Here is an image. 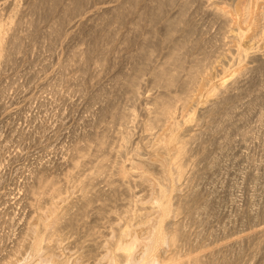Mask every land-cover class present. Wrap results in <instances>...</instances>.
Wrapping results in <instances>:
<instances>
[{"label": "bare ground", "instance_id": "6f19581e", "mask_svg": "<svg viewBox=\"0 0 264 264\" xmlns=\"http://www.w3.org/2000/svg\"><path fill=\"white\" fill-rule=\"evenodd\" d=\"M195 6H197L195 9L197 14L198 12H201L205 18L209 19V20L207 19V21H210L211 24L218 25L219 34L214 33L215 35L218 34V36L215 37L214 35L213 38L209 36L210 39H206L207 37L204 38L203 35L198 34L199 28L197 29L195 25V21L193 19L194 16L192 17V14H191V10L193 12V8ZM0 7H1L0 9V71L3 67L6 68L8 65L10 67V65L14 63L17 56L20 53H22L21 52L22 47L25 44V42L28 40L29 37L33 36V33H34L33 29H34V25L36 24V22L33 20H29L30 18L28 20L26 19L27 15L34 16V14H30L32 11L39 9L40 13H42L41 12L42 10L46 11V13L47 12L49 13V11H53L61 7L60 9H61V12H63L64 16L62 19L63 21L60 22L61 25H59V27L61 26L60 32H59L61 34H59L56 37L54 41L55 43L58 42V39L61 36H63L67 31L69 32L70 30H72V28L75 26V25L74 26L71 25L72 20H74L73 18L78 17V15L83 11L80 8V6L78 7L76 6V0H69L66 4H64V6H59L58 1L56 2V0H0ZM175 10H177V12L175 13L176 15H172L173 17H170V13ZM104 13H107V14L109 13L110 15H112L113 13V16H114V13L116 14L119 13L116 15V17L112 18V20H114L113 22L114 25L115 23L117 24L119 20V17L117 16H120V13H122L121 18H123V20L125 21V23L123 22V24L129 25V31H130L129 34L131 35V36L130 35L128 36L127 34L126 36L124 35L126 38L125 42L127 43V45H130V42L132 41H133L132 42L133 44L135 40L136 41L141 40V42H139L141 44H139L138 48H136L135 50L136 54H134L135 52L133 53L134 55L132 54L133 49L129 52L127 48L128 46L126 47L127 48L126 51H128L129 54L131 53V55H129L128 62L130 60L133 64V67L132 69H130L129 72L126 73V76H125L126 80L123 81V84L127 88L130 94V98L133 101L141 100L140 99L141 98L140 96L142 93L141 86L143 84L142 77L147 72V70H149L152 75L151 83H152L153 89L158 90L157 93L155 94L152 93V95L150 96L148 95L147 98L145 99V103L147 105L146 107H148L147 112H146L148 119L145 122L146 135L144 138L147 140L146 141L147 145L145 147H139V146L134 147L133 146L134 145L133 139H134L135 134L133 133V130L129 127V123L131 124L132 121L134 122L135 118L137 117V113H138L137 109L133 108L132 110L127 112L124 110L118 111L119 109L118 108L116 117L118 116L120 126L123 129L120 132V139H119L120 146L119 148L117 147L118 150L116 152H114L115 151L114 149H113L114 151L113 150L111 151L110 150L111 148L109 149L110 147L109 144H111L110 142L111 140L109 138L110 136L108 134L109 133L108 131L102 134L96 133L95 138L93 137L94 138L93 142L90 143L88 140H86V144L85 145L83 144L84 146H81V145L85 140L82 143L76 140L75 142L78 141L77 143H81V145L76 144L75 146L74 145L71 146V147L74 146L72 148V154L70 153L72 157L69 158V155L67 157L64 155L66 159L67 158L70 159L69 160L70 163H68L69 161L66 160L68 161L67 165L70 164V166H72L73 169H79L83 165L85 166L86 162L88 161L86 159H89L87 163L92 164L91 165L92 171H90L91 172L90 173L88 171L89 168L86 169L87 170L86 173L89 172V174L87 175L86 173H84L85 175H87L85 178L82 177L83 179L82 178L80 179L79 175H78L79 177H77V175L73 173H67V174H64L63 179L62 178L60 179L57 177H56L57 179H55L54 177L49 179L47 175H44V173L43 174L39 173L41 169L45 171L44 169H48L49 167H44V165L42 164L44 168H42V166L38 167V169L34 168L39 172L36 173V170H35L34 175L30 173L33 176L31 180L33 179L34 183L27 185L30 183L29 182L30 180L28 182L26 181L27 182L26 190L28 192L26 194L32 196L31 198H29L32 200V202L26 205H29L31 206V208H35L36 210L38 209L43 212L42 213L40 212L41 213L40 216L34 222L27 221V223H25L26 221L24 222L22 220V222H24L25 225L21 228L20 232L17 230V233L19 232V234L17 235L16 239L12 237L14 239V240L12 239L13 240L12 242L13 245H11L12 247L9 248V250L5 248V250H7L8 252H5V251H4L5 253L3 252V247H4L3 244L9 242L10 239L7 242L5 240L4 242V239L6 237L5 235L6 232L4 233L5 236L3 234H0V248H2L1 253H3V256L1 255L0 257V261L2 264H228V262L232 260H230L229 258L226 259V257L228 256L226 253L222 252L223 253L222 255L218 254L215 256L214 253H217L218 251H220L219 249H217L218 251L216 250L217 252H214L212 254L210 253L211 254L210 257H206V256L204 257L202 256L203 255L202 253L201 255L198 254L196 251H198V248L199 249L200 247L202 248L203 242L199 243L200 237H198V240L194 239L196 236H199L197 235V233L195 235L190 234L191 236H193V239L195 241L191 239L192 237L190 238V235L187 233V226H189V223L191 222V220H193L195 217L197 218V215L199 218L203 216V215L200 216V214H204L202 212L205 210V207H206V204L204 202L202 204H201L202 201L199 202L200 199L202 198H201V195H199L198 193L199 191H197L196 189L198 187V184L200 185V183H202L200 181L205 178L204 177L205 172L203 171L205 169L204 168L202 169L204 165L201 167L200 164L204 163V159L201 160V157L205 154L204 151H205V148H207L205 147V145H206V142L208 143L209 141V140L206 141L205 139V138H209L205 136L207 134L205 133L207 128L206 130L204 129L205 132H202L203 131L202 130L201 132L194 133L192 135L191 133H192L193 125L196 126V125H199V123H201L202 125L203 122L206 123L207 125H210L212 121L214 120V118L218 116H221V117L222 116L227 117L228 115L232 116L234 114V111L237 108V101L239 100L238 92L242 89V87L245 88L246 85L244 84L245 83L247 84L246 81L249 78L253 77V75L255 77V75H258V74L260 75L261 72L264 73L263 72L264 70V0H124L122 2H118L114 6L106 7L104 9ZM8 14H10L9 20L7 21V23L2 24L1 22L3 18ZM80 17H81V14H80ZM156 19H158L159 23L163 24V26L165 27L166 33L164 34V36H158L156 32H153L154 33L153 35L155 38H157V40H159L161 44L165 43V44L170 45V47H169V50H168L169 52L166 55L165 60L161 64L159 63V65L154 66L152 68L150 67L149 69L148 67L150 66L149 64L151 63V60L150 62H148V60L152 57L154 50L152 46L148 44V42L149 43L151 42L149 39L145 38L146 36L143 32V28L145 27V25L148 24L147 22L152 24V22ZM80 23H81V26L86 24V22L85 23L80 22ZM213 27H216V26H213ZM38 30H40V28ZM57 30H58V25L55 28V30L53 29L50 30V32L49 33L47 32L45 36L43 34L44 37L43 36L42 37L45 40V42H48L46 41V39L47 40L49 39V41H51V39L54 36V33L57 34L56 33ZM202 31L203 30H201L200 33ZM203 33L205 34V32ZM121 36L123 35H120V37ZM30 39L32 40V38ZM225 39L226 41L228 39V41L225 42ZM114 40L116 41V38ZM156 43L158 45V42ZM153 45H154V42H153ZM223 47H226V48L223 49ZM105 48H106L105 45L104 46L101 45V47L97 50L98 53L96 52L97 53L96 56L93 55L95 52L94 49L87 48L86 50L84 49V51H80L81 49L79 48L80 49V50L78 49L79 51L74 52L73 55L71 54L72 57L69 55L71 59L66 63V65L63 68L68 69L69 66H72V65L73 67L76 66L75 64H77V66L78 65L80 66V67L78 66L79 69L86 68L90 60L93 61V64L94 66H96V68H101L107 63L106 61L107 58H106V53H105L107 49ZM129 48L131 49V47ZM107 54H110V53H107ZM127 58H128V55H127ZM89 66H87V68ZM107 66L109 65L107 64ZM78 67L77 68L75 67L76 70L78 69ZM103 69H105V66ZM87 71H86V74H87ZM100 71L101 70H99V73ZM4 74L6 75V73ZM91 76H92V73H91ZM257 77H260V76H257ZM69 79L68 81H70ZM72 84H73V81H72ZM116 86L118 87L119 85L116 84ZM107 88H110V86ZM81 89L82 88H80V90ZM115 89H114V92L118 91ZM101 91H103V89ZM89 93H92V92H89ZM2 96H1V99H3ZM95 96H97V94ZM100 96H102V94ZM107 96L109 98L108 94ZM5 98L6 97H4V99ZM203 98L205 99L202 100ZM101 99L103 100V96L99 100ZM105 99L107 100V97H105ZM105 99L103 101H105ZM107 102L105 101V103ZM95 103L97 104V101ZM105 103H102V104H105ZM199 104H203V107L201 106L202 108L201 107L197 108ZM97 105L99 106V104ZM100 106H102L101 103H100ZM95 107H96L95 110L94 109L93 110L96 113L93 112V114H96L97 116V113L100 110L97 108V106ZM105 108L106 110H104ZM46 110L48 109L45 108V111ZM102 110L106 112L109 111L107 110V106H104V105L100 113H103ZM32 113H35V112H32ZM87 113L90 114L91 112L89 113L88 111ZM105 113L104 115H106ZM114 113H111V114H114ZM102 116H100L99 118H103ZM57 118L59 119L60 117H57ZM142 118L144 119V117ZM35 119L37 118L35 117ZM92 119L94 118L92 117ZM260 119H264L263 115H261ZM60 120L61 119L58 120L59 124H60ZM58 121H55V123H57ZM59 124H57V126ZM5 125H6V122H5ZM201 125H199V127ZM48 130L50 129L48 128ZM54 131L55 130H53V134H54ZM28 132L29 131H27V133ZM45 132H47V130ZM250 134L251 133H248V135ZM44 135H46V133H44ZM1 137L3 139V136ZM60 139H63V138H60ZM83 139H81V141ZM226 145H229V144H226ZM259 145H261L260 142L258 146ZM4 147H5V144H4ZM64 153L66 154V151ZM209 153L211 155L213 154L211 152ZM67 154H68V150H67ZM199 154L202 156L199 157ZM210 154H208L209 158H211ZM205 156L202 158H205ZM216 159L214 158L213 160H216ZM61 161L63 160L61 159ZM64 161H65V158H64ZM205 161H208V159L206 158ZM209 161H211V159H209ZM212 163L216 164L215 161ZM89 164L88 166H90ZM209 164L211 163L209 162ZM40 165L41 164H39V166ZM205 166H208L207 169L209 168L208 163H205ZM207 169L206 171H208ZM79 170L77 173L83 175V173H80ZM31 175L28 177H31ZM183 181L186 182L185 186H186V189L188 190L185 195H181L180 194L181 192H179V189L181 187L180 183ZM99 182L104 183V186L102 188H100L101 183L98 186L99 188H97V185ZM70 183L73 185L72 193H70L71 191L69 188L68 189L70 192L68 193V189H67V186H68L67 184H70ZM183 184L184 183H182V185ZM185 186L183 187V189L185 188ZM141 187H143L144 190H135L139 188L141 189ZM76 192L79 193V196L74 198L73 195L76 194ZM33 197L34 198L39 197L40 200L36 201V199H34ZM122 198L126 202L124 201L125 204L123 203L121 205L122 206L121 208L123 209L125 208V210L122 213H120L121 211L118 212L119 214L117 215L118 216L122 215L123 217L122 216H121L122 218L118 217L115 220L112 218H109L110 216H108V214L111 213L112 215V213H114L113 210H115L119 206V205L115 206V204H113L114 206L110 207L111 203L117 204L118 201L121 200ZM23 199L22 201H24ZM18 202L20 203V201ZM18 202H15V203L17 204ZM33 202H35V204ZM7 203L9 205L8 201ZM15 203H13V207ZM4 205L1 206L3 207L2 210L5 209L6 207V206L4 207ZM20 206L22 208H25L24 204L23 206L22 205ZM11 209L12 208L9 207L8 210H10L11 212ZM27 209H24V212H26L25 210ZM33 210L34 209H32V211ZM15 211H12V213H15ZM117 211H118V208H117ZM148 211L150 212L152 211V214ZM3 213L0 212L1 215ZM21 215H20V218H21ZM180 215H185L186 220L184 219H181L183 221L175 220L178 216L181 218ZM25 216L27 217V215ZM91 216L94 217L93 226L90 225L91 222H86V220L88 221L90 219L89 217ZM105 218H108V221H105L107 222L108 225L106 228L107 230L104 231L102 229V224L100 222H104L103 219ZM18 221L16 223H18ZM197 221L199 222V220ZM12 222H13V219H9L7 221L5 220V223H11V225H12ZM1 223L2 222H0V224ZM191 224H194V222L193 223L191 222ZM12 228L15 229L16 227H12ZM82 228H86L85 229L86 232H83L84 229L83 231H81ZM100 228L104 232L102 230L99 231ZM189 228H191V226H189ZM81 232L82 234H84L83 236L88 237V240H89L88 242L90 241L92 242L91 246L87 247L86 249L83 246V243H86V242L85 241L82 242L81 240L76 239L78 246L80 243V246L78 247L79 249L78 252L75 253L74 251V254H72L71 252L67 251L68 253H64L65 250H62L63 248L62 245L66 243V241L70 237L74 235H78ZM192 232L193 231H191V233ZM200 236L202 237V234ZM261 238L264 240V237L261 236ZM258 241H261L260 238ZM2 242L4 243L2 244ZM67 243L66 245L68 246ZM261 243L263 245V242ZM70 244L72 245V242H70ZM252 244H255V243H252ZM257 245H260V243ZM255 246L256 245H254V247ZM5 247H6V244H5ZM7 247H9V245ZM228 249L227 250L223 249V250L230 252V250ZM256 250L259 251L261 249L257 248ZM258 251L255 253H259ZM251 252L253 253L254 251H251ZM206 254L207 253H205L204 255ZM250 256L251 255H249V257ZM227 260H230V261L227 262ZM239 263L241 264L242 262H239ZM244 264H247V263L245 262Z\"/></svg>", "mask_w": 264, "mask_h": 264}, {"label": "rangeland", "instance_id": "374dc122", "mask_svg": "<svg viewBox=\"0 0 264 264\" xmlns=\"http://www.w3.org/2000/svg\"><path fill=\"white\" fill-rule=\"evenodd\" d=\"M57 1L59 3V6H64V4H66L69 0H67V1L56 0V2ZM122 1H124V0H87V2H86V0H76V6L77 7L80 6V8L83 11L80 13L81 17L79 14L78 17L73 18L74 20H72L71 25L77 26L80 22H84V23L86 22V24L81 26V23H80L77 27L74 26L73 27L74 29L72 28V30H70L69 32L67 31L63 36H61L58 39V42H56V43L54 41H55L56 37L59 34H61V33H59L60 27H61V26L59 27V25H61L60 22L63 21L62 19L64 16L63 12H61V9H60L61 7L57 8L53 11H49V13L48 12L46 13V11H43V10L41 11L42 13H40L39 9L32 11L34 13L31 12L30 14H34V16L33 15H27L26 19L28 20L30 18L29 20H33L36 22V24L34 25V29H33V31H34L33 36L28 38L29 41L27 40L22 47V51H21L22 53H20L17 56L16 60L14 61L13 64L10 65V67H9V65L7 66L8 69H7V67L6 68L3 67L4 69L1 67L3 70L1 69V71H0V74H1L0 75V148H1L0 149V163H1V165H0V171H1L0 172L1 173L0 174V198H1L0 199V212L5 213L9 209V207L12 208L11 212H10V210H8L5 214L4 213L2 215L0 214V222H2L0 224V234L4 235V233L6 232L5 233L6 237L4 239V242H5V240H6V242L9 241V239H10V241L7 243L2 242V244L4 243L3 244L4 245L3 252L4 251L8 252L7 250H9V248L12 247L11 245H13V243H12L13 240L17 238V235L19 234L21 228L25 225V223H27V221L28 222L29 221L34 222L40 216V214L43 212L41 210H38V209L36 210L35 208H31V206H29V205H26V204H30L32 202V200L29 199L32 196L26 194V193H28L26 190L27 189L26 186L30 185L31 183H34V180L33 179L31 180V178H33V176L31 174L34 175L35 170L38 169V167H41V166H42V168L49 167L48 169H44L45 171H43V169H41V168H39V169H41L40 172L36 170V173H38V172L40 174L44 173V175H47V177L49 179H51L53 177L55 179H57V178L63 179L64 174H67V173H73V174L77 175V177L80 176V179L82 177L85 178L89 174V172L92 171V166H91L92 164L87 163L89 161V159H86L88 161L86 162L85 166L83 165L84 167L83 166L80 167L81 169L79 168L80 169L79 170V169H73V167L70 166V164L67 165V162L70 159H68V158L66 159V157L68 155H69V158L72 157V155H71L72 154V148L76 144L81 145V143L84 140L85 141L82 143L81 146H84L86 144V140H88L90 143H92L94 138H95L96 133L102 134V133H105L108 131H109L108 134L110 136L109 138L111 140L110 142L112 144V145L109 144V146H110L109 149L111 148L110 149L111 151L114 149L115 151L114 150L113 151L116 152L120 146L119 145L120 144V141H119L120 132L123 129L120 126L118 116L116 117V113L119 110H124V111L128 112V111L132 110L133 108L137 109V112H138L137 117L135 118L134 122L132 121L131 124L129 123V127L133 130V133L135 134L134 139L136 141L133 139V144H134L133 146L134 147H137V146L145 147L147 145V142H146L147 140L144 138L146 135L145 122L148 119V116L146 113L148 107H146L147 105L145 103V99L147 98L148 95L150 96V95H152V93L153 94L157 93L158 90L153 89V87H152V83H151L152 82V75H151V72L149 70H147V72L145 71L146 72V73L144 72L145 74L143 73L144 74L142 77V83L143 84L141 86L142 87V90H141L142 93L140 96L141 100H136L138 102L133 101L130 98V94H129L127 88L123 84V81L126 80V77H125L126 73L129 72L130 69H132V67H133L132 62L130 60L128 62L129 55H131V53L129 54L128 51L130 52L133 49V52H132V54H133L135 52L136 48H138L139 44H141V43H139V42H141V40L140 41L135 40L133 44H132V42H133L132 41V42H130V45H127V43L125 42V39H126L125 36H126V34L129 36L130 31H129V25L123 24V22L125 23V21L123 20V18H121L122 13H120V16H117V17H119V20H118L117 24L115 23V25L113 24L114 20H112V18L116 17V15L119 13H117V14L114 13V16H113V13H112V15H110L109 13L108 14L104 13V9L106 7L114 6L118 2H122ZM196 7L197 6H195L193 8L194 14H193L192 10H191V14H192V17L194 16L193 19L195 21V25H196L197 29L199 28L198 34L203 35L204 38L207 37L206 39H210V37L213 38V36L215 35L214 33L219 32L218 25L217 24H211L210 21H207L208 18H205L201 12H198V14H199L198 15L196 10H195ZM0 9H1V7H0ZM176 12H177V10L172 11L170 13V17H173L172 15H176L175 14ZM37 14H39L40 17L41 16L42 17L40 18L39 15H37ZM48 14H49V16H48ZM9 16H10V14L6 15L5 16L6 18L4 17L1 23L2 24L7 23V21L10 18ZM32 18H34V19H32ZM39 20H40V22H39ZM157 21H158V19L154 20L152 22V24L147 22L148 24L146 23L147 25H145V27H144L145 29L143 28V32L146 36V37L145 36L144 37L150 40L151 43L148 42V44L150 46H152V48L154 50L152 57L148 60V62H150V60H151V63L149 64L150 66L148 67L149 69H150V67L152 68L154 66L159 65V63L161 64L165 60L166 55L169 52L168 51L169 47H170V45H168V44H165V43L161 44L159 42V40H157V38L154 37L153 32H156L158 36H164V34L166 33L165 27L163 26V24L159 23V21L157 23ZM57 25H58V30L56 32L57 34L54 33V36L52 38L53 40L51 39V41H49V39L48 40L46 39V41H48V42H45V40L43 39L45 34L47 32L49 33L50 30H52V29L55 30ZM213 26H216L217 28L213 27ZM207 27H209V28H207ZM39 28H40V30H38ZM76 28H77V30H76ZM201 30H203V31L200 33ZM80 31H81V33H80ZM203 32H205V34ZM38 34H40V35H38ZM43 34H44V36H43ZM218 34H216L215 37L218 36ZM120 35H123V36L120 37ZM226 36H227V34H226ZM40 37H41V39H40ZM30 38H32V40ZM113 38L114 39L116 38V41ZM227 41H228V39H227ZM227 41L225 39V42H227ZM153 42H154V45H153ZM156 42H158V45ZM103 44L106 47L105 49H107V51L105 52L106 58H107V60H106L107 63L104 65L105 69H103L104 66L101 68H96V66H94L92 60L89 61L90 64L89 63L87 64V66L91 65L88 68L86 66V68H80L79 69L80 66L78 65L79 66L78 67L77 64H75L76 66H74V67H73V65L69 66L70 69L69 68L68 69L63 68L66 65V63L71 59L70 56H71V54L73 55L74 52H77L80 49H81L80 51H84V49L86 50L87 48H91V49H94L95 52L93 55L96 56L98 53L97 50L101 47V45L104 46ZM30 46H31V48H30ZM126 47L128 48V51H126L127 50ZM129 47H131V49ZM124 48H126V49H124ZM225 48L226 47H223V49H225ZM48 53H49V55H48ZM107 53H110V54H107ZM126 54L128 55V58H127ZM134 54H136V52ZM49 56H51V57H49ZM110 57H112V58H110ZM107 64L109 66H107ZM71 67H72V69H71ZM75 67L76 68L78 67V69L76 70ZM83 69H85V70H83ZM98 69L101 70L100 73H99ZM87 70H89V71H87ZM86 71H87V74H86ZM97 72H98V74H97ZM263 72H264V70H263ZM4 73H6V75ZM91 73H92V76H91ZM261 73H260V75L259 74L255 75V77H254V75H253V77L250 76L252 79L249 78L246 81L248 85L246 83L244 84V85H246L245 86L246 90H245V88L242 87V89L238 92L239 100L237 101V108L234 111V114L232 116L228 115L229 116V117L227 116L228 118L226 116L225 117L218 116V117L214 118V120L212 121V123L210 125H207L206 123L203 122L202 125H201V123H199V125H201L200 127H199V125H196L197 127L193 125V127H192L191 135L194 133H199L202 130H203L202 132H205V130L207 128V130L205 132L207 134L205 136H207L209 138H205V139H206V141H208V140L209 141H208V143L206 142V145H208V146L205 145V147H207V148H205V151L208 150L209 152H211L213 154L211 155L208 151H207L208 153L204 151L205 154L203 153L204 154L203 156L199 154V157H201V156L204 157L205 155H207V156H205V158L201 157V160L204 159V163L202 162L203 164H200L201 167L204 165L202 167V169L203 168L205 169L203 171L205 172V174H204L205 178L204 179H206V180H204V179L201 180L200 182H202V183L199 182L200 185L198 184V187L200 189L198 187L196 189L197 191H199L198 193H199V195H201V198H202V199H200L199 202L202 201L201 204L204 202L206 204V207H205V210L202 212L204 214H200V216L201 215H203V216H201L199 218L197 215V218L195 217L193 220H191V222L192 223L194 222V224H191V222L189 223V226H191V228H189V226H187V233L189 235L190 234L195 235L197 233V235H199V236H196L197 238L194 236L195 237L194 239L198 240V237H200L199 243L203 242L202 248L200 247V249L202 251L197 247L198 251H196V252L198 254L201 255V253H202L203 254L202 256L210 257L212 253L217 252L218 251L217 249H219L220 251H218L217 253H214L215 256L218 254L222 255L223 253H226L228 255L226 257V259L229 258L230 260H232V261L227 260V262L230 261V262H228V264L229 263L230 264H240L239 262H242L241 264H244L245 262L247 264H264V262H262V261H264V254H263L264 253V240L261 238V236L264 237V129H263L264 128V122H263L264 119H260L261 115H263V118H264V113H263L264 112V73H262V74ZM257 76H260V77H257ZM22 79H23V81H22ZM55 79L57 80V82ZM68 79L70 81H68ZM72 81H73V84H72ZM248 81H250V82H248ZM119 82H120V84H119ZM65 83H67L69 85H67ZM249 83H250V85H249ZM21 84H22V86H21ZM44 84L46 85V87ZM61 84H63V85H61ZM116 84L119 86L117 87ZM43 85H44V87H43ZM83 86H84V88H83ZM109 86H110V88H107ZM247 86H248V88H247ZM80 88H82L83 90L82 89L80 90ZM71 89L73 92L71 91ZM102 89L104 92L101 91ZM109 89H111V90H109ZM114 89L118 90V91L114 92ZM62 91H63V93H62ZM2 92H3V94H2ZM78 92H80V93H78ZM89 92H92L93 94L89 93ZM57 93H58V95H57ZM1 94L3 96L5 94L4 97H6V98L4 99V97ZM88 94H89V96H88ZM96 94H97V96H95ZM101 94L103 96V100L105 99V97H107V100L105 99L106 102L109 99L110 100L107 103H105V101H103L102 99H101L102 101L99 100L100 98H102V96H100ZM107 94L109 95V98H108ZM1 96L3 99H1ZM47 96H48V98H47ZM73 96H75V97H73ZM61 97H62V99H61ZM72 97H73V99H72ZM9 98L11 99V101ZM81 98H82V100H81ZM205 98H203L202 100H204ZM7 99H9V100H7ZM44 99H46V100H44ZM15 100H16V102H15ZM96 101H97V104H99V106H100V103L102 106L99 107L95 103ZM102 103H105V104H102ZM9 104H11V105H9ZM51 104L54 106V108ZM93 104L94 105L96 104L95 106H97V108L100 111L103 108V105L107 106V110H109L108 111L109 113L104 111V110H106V108H105L104 110H102L103 113H100V111L98 110L99 112L97 111L98 113L96 116V114H93V112L96 113L94 111L96 107ZM201 106L203 107V104H199L197 106V108H200ZM4 107H6V108H4ZM91 107H92V109H91ZM45 108L48 110L45 111ZM117 109H118V111H117ZM36 110H38V111H36ZM51 110H53L54 112ZM90 110H92V111H90ZM48 111H50V112H48ZM55 111H57V112H55ZM88 111H89V113L90 112L91 113L88 114L87 113ZM114 111H115V113H114ZM32 112H35V113H32ZM104 113L106 115H104ZM111 113H114V114H111ZM260 113H261V115H260ZM33 114H35V115H33ZM24 115L26 118L24 117ZM94 115H95V117H94ZM100 116H102L103 118H99ZM109 116H111V117H109ZM33 117H34V119H33ZM35 117L37 119H35ZM57 117H60L59 119H61L60 124L58 121L59 119ZM92 117L94 119H92ZM142 117H144V119ZM96 118L98 119V121ZM16 119H18V120H16ZM51 119H53V120H51ZM13 120H14V122H13ZM117 120H118V122H117ZM39 121H40V123H39ZM55 121H58V122L55 123ZM88 121H89V123H88ZM5 122H6V125H5ZM44 122L47 125V127L44 124ZM104 122H106V123H104ZM261 122L263 125L261 124ZM57 124H59V125L57 126ZM34 125L37 127H35ZM217 125H218V127H217ZM56 126H57V128H56ZM48 128L51 130V132H50V130H48ZM3 130H4V132H3ZM46 130H47V132H45ZM53 130H55L54 134H53ZM27 131H29V132L27 133ZM43 132L46 133V135H44ZM253 132H254V134L255 133L256 134L254 135ZM69 133H70V135H69ZM248 133H251V134L248 135ZM260 135H261V137H260ZM1 136H3V139ZM21 136H22V138H21ZM60 138H63V139H60ZM81 139H83V140L81 141ZM3 140L6 141L7 143L4 142ZM76 140H78L81 143H77L78 141L75 142ZM13 141H14V143H13ZM28 141H29V143H28ZM58 141L59 142L61 141V142L59 143ZM259 142L261 145L258 146ZM35 143H36V145H35ZM73 143H75V144H73ZM4 144H5V147H4ZM15 144H16V146H15ZM226 144H229V145H226ZM19 145H20V147H19ZM55 145H56V147H55ZM72 145H74V146L71 147ZM64 147H65V149H64ZM134 147H132V148H134ZM66 149L68 150V154H67ZM10 150H11V152H10ZM65 151H66V154L64 153ZM208 154H210L211 158H209ZM213 156L215 159L217 158L216 159L217 161L213 160L214 159ZM64 158H65V161H64ZM206 158L208 159V161H205ZM61 159L63 161H61ZM209 159H211V161H209ZM66 160H68V161H66ZM214 161L216 162V164L212 163ZM209 162L211 164H209ZM68 163H70V161ZM205 163H208V165H209L208 169H207L208 166H205ZM39 164H41V165L39 166ZM42 164L44 165V167ZM88 164L91 167L88 166ZM86 165H87V167H86ZM24 166H25V168H24ZM34 168H36V169H34ZM25 169H26V171H25ZM32 169L34 172L32 171ZM84 169H85V171H84ZM86 169H88L89 172L86 173V171H87ZM206 169L208 171H206ZM29 170H31V171H29ZM78 170L80 173H83V175L77 173ZM189 171H190V169H189ZM16 172H18V173H16ZM206 172H207V174H206ZM84 173H86L87 175H85ZM30 175H31V177H28ZM258 175H260V176H258ZM26 177H27V179H26ZM18 178H19V180H18ZM10 179H12V180H10ZM26 181L27 182L29 181L30 183L26 185V183H27ZM31 181H33V182H31ZM18 183H20V184H18ZM100 183L101 182L98 183L97 188H99L98 186ZM182 183H184L183 185L185 186L186 182L183 181L180 183L181 187L179 189V192H181L180 193L181 195H185L188 190L186 189V186L184 188L186 191L183 189L184 186L182 185ZM67 185H66L67 189L69 188L71 191L70 192L68 189V193L69 192L72 193V191H73L72 186L73 185L71 183L67 184ZM100 186H101L100 188H102L104 186V183H101ZM200 186H202V187H200ZM11 190H13V191H11ZM135 190H144V189H143V187H141V189L139 188V189H135ZM73 196H74V198L78 197L79 193L76 192V194H74ZM7 197H8V199H7ZM13 197H14V199H13ZM22 197L23 198L25 197V198L23 199ZM22 199L24 201H22ZM34 199H36V201L40 200L39 197L34 198ZM122 199L119 200L117 204L111 203L110 207L114 206L113 204H115V206L116 205H119V206L117 207L118 211L116 208L115 210H113L114 213H112V215H111V213L108 214V216H110L109 218H112L115 220L118 217L120 218L122 216V215H120V216L117 215V214H119L118 212L121 211L120 213H122L125 210V208L124 209L121 208L122 207L121 205L123 203L125 204V202H126L124 199L123 200ZM17 200L20 201V203ZM7 201L9 202V205H8ZM26 201H28V202H26ZM15 202H18L19 204L18 203L16 204ZM35 202H33V203L35 204ZM13 203H15L14 207H13ZM23 204L25 205V208H22L20 206V205L23 206ZM3 205H4V207L6 206L8 208L5 207V209L2 210L3 207H1V206H3ZM207 207H209V208H207ZM24 209H27L28 211L25 210L26 212H24ZM32 209H34V210L32 211ZM119 209H121V210H119ZM12 211H15V213H12ZM19 211L20 212L22 211L21 214L24 212L22 214L24 216H22ZM148 212H150V211H148ZM150 213L152 214V211ZM8 214H10V215H8ZM153 214H154V212H153ZM20 215H21V218H20ZM25 215H27V217ZM35 216H37V217H35ZM180 216H181V218L178 216L175 220H177V221H180L181 219L186 220L185 215H180ZM4 217H6V218H4ZM91 217H89L90 219L88 218L90 221L86 220V222H91L92 224L90 223V225L93 226L94 225V223H93L94 217H92L93 219ZM8 218L13 219L12 225H11V223H5V220L6 221L9 220ZM16 218L18 220L20 218V220L18 221ZM25 218H26V220H25ZM22 220L24 222L25 221L26 222L24 223V222H22ZM197 220H199V222ZM17 221H18V223H16ZM103 221L104 222H100V223L102 224V229L105 231V230H107L106 228L108 225L107 222H105V221H108V218L103 219ZM181 221H183V220H181ZM2 226H3V228H2ZM6 226H8V227H6ZM12 227H16L15 228L16 230ZM83 229H84V231H83ZM85 229L86 228H82L81 231L86 232ZM102 229L100 228L99 231H101ZM6 230L7 231L10 230V231L7 232ZM14 230L16 233L14 232ZM17 230L19 231L18 233H17ZM191 231H193L194 233L193 232L191 233ZM201 234H202V237L200 236ZM83 235L84 234H82V232H81L78 235H74V236L70 237L66 241V243L68 242L67 243L68 246L66 245V243H64L65 245L64 244L62 245V247H63L62 250L66 251V252L64 251V253L71 252L72 254H74V251H75V253L78 252V250H79L78 247L80 246V243L78 246L76 239L77 240L79 239L82 242L85 241L86 243H83V246L86 249H87V247L91 246L92 242L91 241L88 242L89 241L88 237L83 236ZM191 235H190V238L192 237L191 239H193V236H191ZM8 237H10V238H8ZM259 238L261 241H258ZM70 242H72V245L70 244ZM261 242H263V245ZM252 243H255V244H252ZM256 243L257 244L260 243V245H257ZM5 244H6V247H5ZM7 244L9 245V247H7L8 246ZM73 245H75V246H73ZM254 245H256L257 248L261 249L262 251L256 250L257 248H256V246L254 247ZM259 246H260V248H259ZM5 248L7 250H5ZM73 248H75V249H73ZM76 249H77V251H76ZM223 249L224 250L228 249V250H230V252L224 251ZM251 251H254V252L252 253ZM257 251L259 253H255ZM1 252H2V248H0V257H1V255L3 256V253H1ZM227 252L230 254H228ZM205 253H207V254L204 255ZM208 253L209 254L211 253V254L209 255ZM256 254H258L259 256ZM249 255H251V256L249 257ZM249 258L252 260H250ZM249 261H251V262H249ZM0 264H2L1 261H0Z\"/></svg>", "mask_w": 264, "mask_h": 264}]
</instances>
